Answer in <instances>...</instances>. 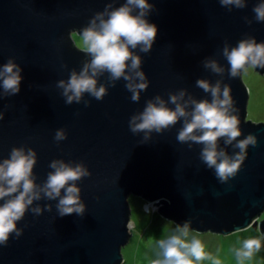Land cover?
<instances>
[{"label":"water","instance_id":"water-1","mask_svg":"<svg viewBox=\"0 0 264 264\" xmlns=\"http://www.w3.org/2000/svg\"><path fill=\"white\" fill-rule=\"evenodd\" d=\"M123 3L0 0V65L11 59L22 77L15 93L0 87V160L13 147L32 149V178L40 192L15 222L19 235L14 230L0 244V264H123L121 250L131 237L130 196L154 205L161 218L178 227L188 222L192 232L228 236L252 228L264 235V218L258 220L264 214V123L246 119L243 70L231 76L224 55L225 46L231 49L248 37L264 42V20H256L253 11L259 0H244L243 7L220 0H149L145 18L157 26L156 37L148 51L139 45L131 49L140 57L139 69L125 68L132 82L140 79L135 71L144 73L147 84L137 89L138 98L132 99L123 75L113 79L103 70L96 74L97 86L106 89L100 99L85 91L79 100L66 102L58 82H67L91 59L72 35L79 36L97 13L106 19L107 11ZM206 61L223 70L213 71ZM253 68L264 73L262 66ZM201 79L229 85L230 111L239 119L240 135L231 143L218 137L217 150L231 157L240 151L236 140L256 137L235 174L223 181L201 159L203 142L177 138L191 119L192 101L212 99L197 84ZM171 95L178 96L187 115L159 131L130 129L131 118L157 96L175 108ZM58 129L62 139L55 138ZM54 159L88 169L74 182L82 212L59 213L63 188L54 198L41 191Z\"/></svg>","mask_w":264,"mask_h":264},{"label":"clouds","instance_id":"clouds-1","mask_svg":"<svg viewBox=\"0 0 264 264\" xmlns=\"http://www.w3.org/2000/svg\"><path fill=\"white\" fill-rule=\"evenodd\" d=\"M220 3L237 7L244 6V0H220ZM151 6L149 0H125V3L119 7L111 11L106 10V19L104 13H97L88 26L80 30L79 45L91 55V59L85 63L79 73L73 71L67 82L63 80L58 82L64 89L66 102L70 103L73 99L79 100L85 91L100 99L106 89L103 84L97 86L96 74L103 70H107L113 79L123 75L126 80H129L126 87L132 91V99L138 98L137 89H143L147 84L144 73L139 70L135 71L134 77L140 79L132 82L125 68L139 69L140 57L131 49L139 45L141 51H148L156 37L157 26L145 18L146 11ZM133 9H138V11L134 13ZM253 11L256 14V20H264V0H259ZM224 55L229 63L231 76H236L238 71L245 67H264V42H257L255 38L248 37L240 40L231 49L225 46ZM206 66L216 72L223 70L215 61H206ZM20 72V67L11 59L0 65V87L6 92H17L22 79ZM197 84L205 91H210L212 99L211 101H192L194 107L191 111V119L184 122L177 138L181 141L203 142L201 159L208 167H214L216 176L223 181L235 174L244 159L247 145L255 144L256 137L248 134L243 139L236 140L234 146L240 151L231 157L223 149L217 150L218 137L223 136L225 143H231L241 132L238 127V116L230 111L233 103L230 88L227 84L221 88L219 81L210 84L203 79L197 80ZM178 95L182 97L183 91ZM169 99L176 104L175 108L166 107L165 102L157 96L156 102L149 101L138 116L134 115L131 118L130 129L133 132L142 129L159 131L162 127L174 123L178 117L187 115L185 107L177 103V95H171ZM185 103L188 102L185 101ZM194 130L199 131V134L197 135ZM63 137V130L58 129L55 138L62 139ZM35 161V152L32 149L25 152L22 147H13L9 156L0 160V199L4 200L0 203V244H5L9 234L14 230L19 235L15 222L23 216L32 200L40 196V192L35 190L36 186L32 178ZM50 167L53 171L49 172L41 191L47 197L54 198L60 196L63 188L64 195L60 196L57 204L59 213L64 215L73 211L82 212L84 205L79 202V188L74 182L88 175V169L80 163L73 166L63 160L55 159L50 162ZM5 197L8 198L5 199ZM33 211L39 213L40 208L36 207ZM178 231L180 234L156 240L159 253L151 264H197L204 258L205 253L200 239L183 238L189 232L188 222L179 227ZM259 247V238H246L241 241L236 254L247 257L251 255L254 248Z\"/></svg>","mask_w":264,"mask_h":264},{"label":"rangeland","instance_id":"rangeland-1","mask_svg":"<svg viewBox=\"0 0 264 264\" xmlns=\"http://www.w3.org/2000/svg\"><path fill=\"white\" fill-rule=\"evenodd\" d=\"M72 38L75 46L83 50L79 45V36L73 34ZM242 81L248 91L246 119L253 123H264V73L256 72L253 67H245ZM128 202L131 211L129 225L131 237L121 250L123 264H151L159 253L156 240L180 234L179 227L161 218L157 207L139 197L130 196ZM263 215L258 220L263 219ZM192 237L201 240L205 253L204 258L197 264H264V235L258 230L248 228L228 236L189 231L183 238ZM251 237L259 238L260 247L254 248L250 256H238L236 250L240 247L241 241Z\"/></svg>","mask_w":264,"mask_h":264},{"label":"trees","instance_id":"trees-1","mask_svg":"<svg viewBox=\"0 0 264 264\" xmlns=\"http://www.w3.org/2000/svg\"><path fill=\"white\" fill-rule=\"evenodd\" d=\"M262 217H264V215Z\"/></svg>","mask_w":264,"mask_h":264}]
</instances>
